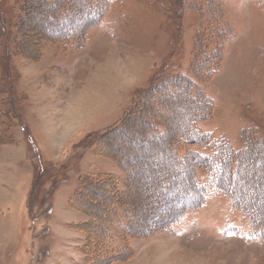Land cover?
<instances>
[{"label": "rangeland", "instance_id": "1", "mask_svg": "<svg viewBox=\"0 0 264 264\" xmlns=\"http://www.w3.org/2000/svg\"><path fill=\"white\" fill-rule=\"evenodd\" d=\"M25 1L0 0V264H264V231L223 194L142 235L162 211L194 200L180 198L186 176L167 147L198 110L180 77L213 100L204 131L235 148L249 131L264 133V0ZM80 27L84 44L57 39ZM199 46L220 54L212 71ZM156 82L160 92L142 96ZM140 95L146 111V102L175 97L159 112L165 138L144 136L143 119L126 120ZM263 153L236 180L262 215ZM117 155L133 177L129 194L121 181V194L111 182L89 185L103 174L124 178ZM168 179L180 184L160 208ZM81 184L89 188L77 200ZM103 227L110 239L96 240Z\"/></svg>", "mask_w": 264, "mask_h": 264}, {"label": "trees", "instance_id": "2", "mask_svg": "<svg viewBox=\"0 0 264 264\" xmlns=\"http://www.w3.org/2000/svg\"><path fill=\"white\" fill-rule=\"evenodd\" d=\"M45 0H26L25 3L34 4V2L43 3ZM60 5V4H59ZM97 5V3L95 4ZM106 5V4H105ZM51 22L58 23L61 21L60 15H51ZM51 24V23H50ZM66 24V23H65ZM61 25V24H60ZM83 27L78 30V32L68 33L67 36H61L59 35V38L57 39H65V41L72 40V41H80L81 44H84L83 42H86L85 37L87 35L86 31L82 30ZM225 32V31H223ZM223 34V33H222ZM226 34V33H225ZM227 36V34L225 35ZM200 37L197 41L200 43ZM219 42V40H218ZM66 43V42H65ZM79 44V45H81ZM201 45V44H200ZM77 45H75L76 47ZM198 50L201 53L202 61L206 63L207 59H205V56L203 55L204 49L202 47H198ZM209 55V59L211 60V68L212 71L214 68H216V57L214 58L215 53L217 54V57L220 55L215 50L209 49L207 51ZM213 57H210L212 56ZM204 65V64H203ZM202 65V66H203ZM206 67L207 63H206ZM199 68H197L198 70ZM206 69V68H205ZM204 69V71H205ZM208 69V68H207ZM209 69L206 70L208 73L210 71ZM203 72V71H202ZM188 77H183L180 79L186 81L185 87L183 88L187 92H191V94H185V99H187L189 105L195 104L198 107L197 112L190 113L185 121L186 127L183 131H177L175 133L174 139L168 144V149H170L171 155L174 158L175 164L181 165L182 171L184 175L186 176V183L187 188L183 189V195H180V198H186L188 196H194V200L192 202H176L174 201V205L165 209V211H162L164 216L161 220H157L154 225H147L145 232L142 234L144 236L150 235L154 232H160L167 229H170L171 226L178 223L184 215L187 212L190 211H198L204 204V202L209 197H214L218 194H223L224 196H227L233 203L234 207L237 209L239 208L243 213L244 216L248 219V225L254 230H260L264 231V215H262L258 209L253 208L248 202H245L243 200V195L240 192V188L238 185H236V180L238 178L245 179V175H241L240 173L242 166H244L245 162L251 161L253 158H255V153L257 148H263L264 149V133L255 132L253 130L249 131L248 136L243 138V143L241 146L235 148L232 143H230L229 140H227L223 136L216 137L211 132L204 131L201 126L200 122L204 119L208 118L211 110L213 109V100L210 96L204 95L203 97L199 94V90L197 87H194L191 85L189 79H186ZM166 87H168L167 84H165ZM157 86V87H156ZM162 85H157V82L154 83L152 86H150L146 91L144 92V95L150 94V91L156 92L159 91V88H161ZM176 87V84L175 86ZM190 87V88H189ZM170 88V87H168ZM167 88V89H168ZM189 88V89H188ZM166 89V90H167ZM194 91V93H193ZM145 92H147L145 94ZM167 99H157L155 98V102L152 101L151 103L146 102L147 110L143 109L144 107V101H141V95L138 97L136 101V106H140V109L138 113H132L131 115H127L126 120L130 119H143V128L142 132L143 135H149L151 138L154 137L153 133L156 132V136H166L165 130L162 129L163 123H161L162 119L160 116L161 111L164 109L166 110V103L164 104V100H173L175 97L172 95H165ZM202 98H199V97ZM182 97V96H181ZM161 102V105H160ZM155 104V110L154 112L149 111V106H154ZM160 112V113H159ZM157 116V117H156ZM171 116V114H169ZM156 120V121H155ZM160 122V123H159ZM161 124V125H160ZM123 126L118 127L119 130H122ZM127 133V132H126ZM142 136V137H144ZM101 138V137H100ZM99 139V137H98ZM176 140V141H175ZM142 148L140 144H134V147ZM264 154V153H263ZM126 156H130L127 153ZM122 157V156H121ZM120 155H117L116 162L119 164V167L121 168L122 172L124 173V178L117 177V176H110L103 174L101 177L103 179H98L97 181L90 180L88 181L89 185L91 184L92 187H101L103 184L111 182L112 184H115L112 186L113 191L115 193H123V194H129L127 186L128 183H131L133 180V177L131 175V172L127 165H125V162L123 158H121ZM176 172V171H175ZM100 177V178H101ZM171 178V177H170ZM91 179V178H90ZM93 179V177H92ZM171 184V186L165 190H161V197L158 201V206L162 208L164 207L169 200V196L171 195V191L176 189V187H179L180 184L176 179H168ZM85 181L82 180L81 183ZM121 182H125V188L127 191L125 192V188L123 192L120 189V186L118 184ZM81 189L78 190L77 193H74V196L77 195V200H79L83 196V192L86 193L88 190V186H82ZM88 187V188H87ZM79 193V194H78ZM181 200V199H180ZM157 200L155 199L154 202ZM128 202V200H127ZM127 207H129V203H126ZM119 208V207H117ZM123 208V207H122ZM159 208V207H158ZM126 209L123 208V211L125 214ZM154 218V214L151 216L149 215L146 219L147 222L151 221ZM127 225L125 226V228ZM130 230V229H129ZM101 235L99 238L96 237V240L104 241L102 239H110L111 231L109 228H102ZM90 240H91V236ZM89 241H87L86 247H90L91 244H88ZM116 252L111 251L109 256L115 255ZM117 254V253H116Z\"/></svg>", "mask_w": 264, "mask_h": 264}]
</instances>
